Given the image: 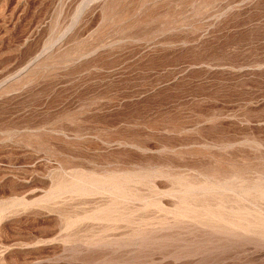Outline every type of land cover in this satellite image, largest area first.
I'll use <instances>...</instances> for the list:
<instances>
[{
    "label": "rangeland",
    "instance_id": "1",
    "mask_svg": "<svg viewBox=\"0 0 264 264\" xmlns=\"http://www.w3.org/2000/svg\"><path fill=\"white\" fill-rule=\"evenodd\" d=\"M0 264H264V0H0Z\"/></svg>",
    "mask_w": 264,
    "mask_h": 264
}]
</instances>
